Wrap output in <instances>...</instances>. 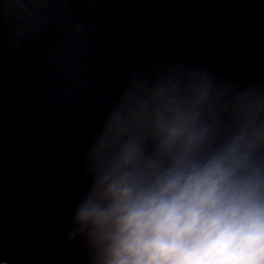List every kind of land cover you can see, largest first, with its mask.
Masks as SVG:
<instances>
[{"label":"water","instance_id":"1","mask_svg":"<svg viewBox=\"0 0 264 264\" xmlns=\"http://www.w3.org/2000/svg\"><path fill=\"white\" fill-rule=\"evenodd\" d=\"M165 55L264 86V0H0V259L86 264L67 232L89 139Z\"/></svg>","mask_w":264,"mask_h":264},{"label":"clouds","instance_id":"2","mask_svg":"<svg viewBox=\"0 0 264 264\" xmlns=\"http://www.w3.org/2000/svg\"><path fill=\"white\" fill-rule=\"evenodd\" d=\"M82 171L67 242L86 264H264V86L167 55L133 66Z\"/></svg>","mask_w":264,"mask_h":264},{"label":"bare ground","instance_id":"3","mask_svg":"<svg viewBox=\"0 0 264 264\" xmlns=\"http://www.w3.org/2000/svg\"><path fill=\"white\" fill-rule=\"evenodd\" d=\"M10 264V263H9ZM26 264H29V263H26Z\"/></svg>","mask_w":264,"mask_h":264}]
</instances>
